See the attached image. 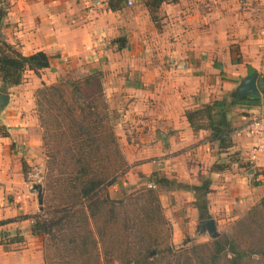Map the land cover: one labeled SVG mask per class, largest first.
<instances>
[{
    "label": "crops",
    "instance_id": "obj_1",
    "mask_svg": "<svg viewBox=\"0 0 264 264\" xmlns=\"http://www.w3.org/2000/svg\"><path fill=\"white\" fill-rule=\"evenodd\" d=\"M6 1L3 38L23 55L44 53L49 65L38 73L27 70L24 83L9 88L1 116L8 135L0 133V264H43L39 237L31 231L39 204L18 155V128L36 140L28 112L30 88L40 80L101 74L118 117L117 135L137 150L126 157V175L143 183L157 172L175 181L169 193L162 190L182 205L177 216L168 210L174 232L200 220L187 186L204 177L207 212L217 225L236 219L264 194V145L255 150L259 139L245 131L251 114L264 112V94L233 100L228 148H220L209 129L193 130L185 116L188 109L227 99L249 73H264V0L163 3L158 24L139 0L130 6L126 0ZM215 165L224 167L211 170Z\"/></svg>",
    "mask_w": 264,
    "mask_h": 264
},
{
    "label": "trees",
    "instance_id": "obj_2",
    "mask_svg": "<svg viewBox=\"0 0 264 264\" xmlns=\"http://www.w3.org/2000/svg\"><path fill=\"white\" fill-rule=\"evenodd\" d=\"M139 1L150 19L158 24L160 6L177 0ZM6 2L0 0V91L5 93L22 83L26 70L38 73L49 65L44 53L23 55L3 38ZM108 5L112 8L111 1ZM100 79L101 74L90 73L79 79L41 84L36 90L39 117L43 113L40 120L45 118L44 113L49 114L52 125L41 133L46 156L45 189L49 194L46 203L42 201L40 212L31 216V231L42 236L45 248L51 247L56 252L49 264H216L220 260L225 264H246L250 253L264 257L263 248L253 251L232 237L224 243L213 240L190 248L160 240L156 222H167L157 193L160 188L174 187L175 181L157 172L151 173L145 179L146 186L135 194L117 198L109 195L107 187L125 170V164L110 158L119 152L114 147L113 124ZM257 85V94L238 101L254 100L264 94V73L257 78ZM236 101L213 100L186 110L185 116L193 130L209 129L219 147L228 148L232 128L227 113ZM0 133L8 135L2 124ZM215 167L224 166L215 165L211 170ZM187 188L195 193L199 218H208L209 179L204 177L200 184ZM54 192L56 195L52 196ZM116 233L119 240L115 239ZM198 247L200 251H196ZM200 252L202 255L198 256Z\"/></svg>",
    "mask_w": 264,
    "mask_h": 264
},
{
    "label": "rangeland",
    "instance_id": "obj_3",
    "mask_svg": "<svg viewBox=\"0 0 264 264\" xmlns=\"http://www.w3.org/2000/svg\"><path fill=\"white\" fill-rule=\"evenodd\" d=\"M144 6V5H143ZM27 71V70H26ZM25 71V73H26ZM39 71V70H38ZM25 73L23 75V81L24 83L26 76ZM82 78L84 76L82 75H71L70 73H67V76L61 77L56 79V81L53 82H46L43 80H40L39 85H36L34 88H30L31 97L30 95V102H31V108L29 109V114L31 115L32 119L34 120V126L35 131L34 135H36V140L34 141V138L31 137L28 140V137H30L29 133L23 132V127L18 128V131L20 132V142L18 147L19 157H20V165L22 172L24 174V178L27 182L30 183V188L33 192H35L36 198H37V191L33 189V184H40L42 189V201L45 204L46 198L48 196V192H46L45 189V182H46V156L44 154V148L42 145V139H41V133L45 129L47 125L51 124V117L49 114H45L42 120L41 117L43 116V113H41V117H39V114L37 112L36 103H35V94L36 90L41 87V84H51L56 83L63 79H79L77 77ZM82 76V77H81ZM101 85H102V93L104 95V100L107 104V112L109 113L110 120L113 124V132L116 139L115 146L118 150L119 154L112 155L110 158L112 160H117V162L124 163L125 164V170L122 171L120 175H118L117 179L113 181L111 185L107 187V191L109 195L112 198L121 197V195L127 196V194H135L138 189L141 187L146 186L144 184L145 182L141 183L139 182V177L136 180L135 177L131 178L130 175H126L129 165L126 161L127 155L130 153H133L132 155H135L137 150H135L134 146L126 143V140H123L122 135H117V130L115 129V120L118 117H114V112L112 109H110V106H108L107 102V96L105 93V85L103 84V79H100ZM21 83V84H22ZM23 92V91H22ZM18 93V91H16ZM28 100V99H27ZM26 100V103H29ZM114 110L118 112L116 107H114ZM27 111V110H26ZM51 128V127H50ZM27 130V129H26ZM26 135V139L29 142H35V143H29L27 141H24V136ZM56 143V142H55ZM32 146L34 149H32ZM52 147H54L53 143L51 144ZM111 151V150H110ZM112 153V151H111ZM131 156V154L129 155ZM28 157L30 161L28 160ZM254 158V157H253ZM147 187H154L149 184H147ZM171 188L165 187L160 188V190L157 193L158 196V202L161 208L162 215L166 219L167 224H162L161 222H156L157 224V232H160V240H163L165 243L170 242L174 244L175 247H183V248H190L191 246H197L201 243H211L214 241H221L222 243L225 242L226 238H235L242 246L248 247L249 249H252L253 251H258L259 249H264V194L261 195L258 199H255L254 204L251 205L247 210L244 211L243 214H241L236 219L232 220H226L225 222H220L217 225V229L220 233L218 238L211 239L207 235L200 236L197 233H195L194 227L191 229L189 226H187V222L180 224V230L177 232H174L173 226H172V218L169 216V209H173V214L175 215L182 205L179 203L177 207L176 202H173L174 197L171 198L169 194H164L163 191H166V193H169V190ZM163 190V191H162ZM56 195V193H52V196ZM38 203V200H37ZM43 203L39 204L38 212H40V206L43 205ZM36 213V214H37ZM167 214V215H166ZM160 215V214H159ZM173 216V215H172ZM177 216V215H175ZM33 222V220H32ZM32 224V223H31ZM117 231V230H115ZM179 235L178 238H175V234ZM39 242L41 246V255L43 259V264H49L51 259H53L56 256V252L51 247H46L43 242L42 236H39ZM115 239L119 240V233L115 234ZM196 251H200V248L198 247ZM202 255V252L198 256ZM191 256V254H190ZM193 257V256H191ZM196 259V257H193ZM246 264H264V257L262 255L257 253H250V256L245 260ZM216 264H225L224 260H220Z\"/></svg>",
    "mask_w": 264,
    "mask_h": 264
},
{
    "label": "water",
    "instance_id": "obj_4",
    "mask_svg": "<svg viewBox=\"0 0 264 264\" xmlns=\"http://www.w3.org/2000/svg\"><path fill=\"white\" fill-rule=\"evenodd\" d=\"M258 73L256 71L249 73L243 77L236 86L228 93L227 99L232 102L236 99H242L247 96L257 94L259 88L257 85ZM10 102V94L0 91V121L1 116L6 110ZM33 189L37 191L38 204L42 203V189L40 184H33ZM195 233L200 236L207 235L211 239L218 238L220 233L217 229L216 221L214 218L200 219L196 222Z\"/></svg>",
    "mask_w": 264,
    "mask_h": 264
},
{
    "label": "built area",
    "instance_id": "obj_5",
    "mask_svg": "<svg viewBox=\"0 0 264 264\" xmlns=\"http://www.w3.org/2000/svg\"><path fill=\"white\" fill-rule=\"evenodd\" d=\"M126 4L128 6L132 5L133 0H126ZM245 127V131L248 136L259 139V141L254 146V149L256 150L258 148H262L264 145V112L257 110L255 113L251 114ZM149 185L153 186L152 184Z\"/></svg>",
    "mask_w": 264,
    "mask_h": 264
}]
</instances>
